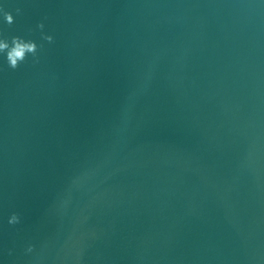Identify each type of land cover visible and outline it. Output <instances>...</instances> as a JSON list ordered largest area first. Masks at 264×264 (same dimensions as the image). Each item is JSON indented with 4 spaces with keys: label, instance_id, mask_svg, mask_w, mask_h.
<instances>
[{
    "label": "water",
    "instance_id": "obj_1",
    "mask_svg": "<svg viewBox=\"0 0 264 264\" xmlns=\"http://www.w3.org/2000/svg\"><path fill=\"white\" fill-rule=\"evenodd\" d=\"M0 9V264H264V0Z\"/></svg>",
    "mask_w": 264,
    "mask_h": 264
},
{
    "label": "clouds",
    "instance_id": "obj_2",
    "mask_svg": "<svg viewBox=\"0 0 264 264\" xmlns=\"http://www.w3.org/2000/svg\"><path fill=\"white\" fill-rule=\"evenodd\" d=\"M0 11H3V9H0ZM16 11L19 12L20 9H17ZM3 16L8 24L14 22V17L10 12L3 11ZM38 27L43 28V23H40ZM43 38L49 42L53 40V37L51 35H44ZM38 47H42V45L38 46L34 40H26L22 36H12L10 42L7 38H0V53L6 54L8 66L12 69L18 68L20 64L26 60L28 54H31L33 56L34 63L38 62ZM19 219V215L13 213L9 217V223L16 224L19 222ZM32 247V245H29L27 251H32Z\"/></svg>",
    "mask_w": 264,
    "mask_h": 264
}]
</instances>
